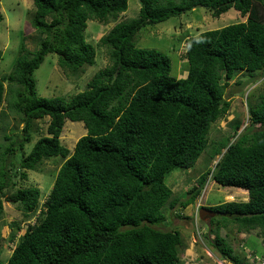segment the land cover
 Masks as SVG:
<instances>
[{
  "label": "trees",
  "instance_id": "obj_1",
  "mask_svg": "<svg viewBox=\"0 0 264 264\" xmlns=\"http://www.w3.org/2000/svg\"><path fill=\"white\" fill-rule=\"evenodd\" d=\"M32 3L31 25L44 37L34 50L22 45L12 71L0 76V118L5 100L23 122L20 134H4L0 143V216L6 199L17 204L26 222L18 236L21 226L15 224L10 240L17 239L4 264H182L183 237L178 230H163L162 222L179 216L167 209L197 204L208 179L247 192L246 200L198 205L214 213L208 230L221 258L247 264L219 230H257L264 244V92L247 107L249 125L237 132L235 121L234 135L212 146L210 157L218 159L184 199L173 197L165 178L175 168L193 167L208 149L211 125L230 107L228 80L238 71L264 73V0H140L136 17L116 22L98 40L110 64L67 100L38 96L35 69L48 53L57 54L58 65L72 73L92 65L96 48L86 40L87 21H116L127 0ZM193 7L213 17L233 8L243 20L188 37L187 71L177 78L167 54L139 48L135 40L141 28ZM46 117V134L14 161L38 132L35 121ZM66 119L86 129L72 150L60 140ZM51 157L64 160L42 202L38 187H18L7 195L18 171L24 179L27 170ZM216 215L223 219L214 223Z\"/></svg>",
  "mask_w": 264,
  "mask_h": 264
},
{
  "label": "rangeland",
  "instance_id": "obj_2",
  "mask_svg": "<svg viewBox=\"0 0 264 264\" xmlns=\"http://www.w3.org/2000/svg\"><path fill=\"white\" fill-rule=\"evenodd\" d=\"M127 9L118 14L116 21L107 24L89 19L85 29L86 40L96 48L95 60L92 65H86L75 73L62 69L57 62V54L48 53L40 66L35 69L33 76L36 81L37 95L41 97H60L67 100L70 96L87 87V82L95 73L110 64L107 48L99 45V38L105 34L116 22L128 20L138 15L140 0H127ZM35 7L32 0H0V76L6 77L13 67L19 48L23 45L27 50H34L43 39L44 34L34 31L31 21L34 17ZM243 20L239 11L230 8L218 17H213L202 7H193L180 16L171 17L155 25H147L140 29L135 44L139 48L156 49L167 54L171 60V74L177 78L186 74L187 61L184 58L187 38L207 29H215ZM185 61V62H184ZM185 63V66H183ZM5 87L7 86L4 80ZM264 92V73L248 74L246 71L236 72L228 80L225 88V97L230 99V107L226 114L211 125L208 135V149L203 151L196 163L190 169L175 168L165 178V183L172 189L173 197L184 199L187 191L196 185L199 176L212 168L219 155L210 157L213 145L226 136H233L234 122L239 123L237 132H241L249 125L247 107L255 103L259 95ZM5 114L0 118V143H4V134L15 136L20 134L23 122L20 117L6 108L4 100L2 106ZM47 117L35 121L38 132H33L32 139L23 149H19L14 157L18 162L22 155L28 153L40 136L46 134ZM86 133L80 121L65 120L60 135L63 145L72 150L76 140ZM235 137H231L233 141ZM210 157V158H209ZM61 157H51L42 160L37 170H27L26 178L19 176L20 171L13 177L14 188L38 187L40 189V202L44 200L52 187L53 175L63 162ZM204 207L216 205L225 201H241L247 199V192L240 188L224 187L208 179L202 192L196 199ZM197 204L193 203L185 208L176 207L167 209V213L179 211V216H173L162 222L163 230H178L183 237V249L180 254L182 264H232L221 258L213 242L214 234L208 230V217L201 220L195 215ZM3 211L0 216V263L7 260L14 248L18 235L23 234L25 224L22 213L17 204L3 200ZM176 209V210H175ZM212 222L223 219L216 215ZM33 222V219H31ZM19 223L21 229L16 230ZM13 224V225H12ZM213 227V226H212ZM232 227V226H231ZM16 230L14 241L10 240L12 231ZM219 234L225 237L231 248L239 254L247 264H264V244L257 230L242 234L234 228L222 227ZM253 256L256 257L255 260Z\"/></svg>",
  "mask_w": 264,
  "mask_h": 264
},
{
  "label": "water",
  "instance_id": "obj_3",
  "mask_svg": "<svg viewBox=\"0 0 264 264\" xmlns=\"http://www.w3.org/2000/svg\"><path fill=\"white\" fill-rule=\"evenodd\" d=\"M213 215H214L213 212H211V211L205 209L204 207H201V208L199 209V218H200L201 220H205L207 217H212Z\"/></svg>",
  "mask_w": 264,
  "mask_h": 264
},
{
  "label": "clouds",
  "instance_id": "obj_4",
  "mask_svg": "<svg viewBox=\"0 0 264 264\" xmlns=\"http://www.w3.org/2000/svg\"><path fill=\"white\" fill-rule=\"evenodd\" d=\"M199 204H201V200L197 202V206H196V208H195V215H196V217L198 216V218H199V209L202 207V206H201V207L198 206ZM201 205H202V204H201ZM198 207H200V208L198 209Z\"/></svg>",
  "mask_w": 264,
  "mask_h": 264
}]
</instances>
